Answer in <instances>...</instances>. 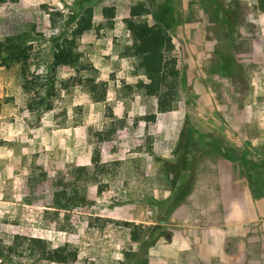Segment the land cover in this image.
<instances>
[{
  "label": "rangeland",
  "instance_id": "374dc122",
  "mask_svg": "<svg viewBox=\"0 0 264 264\" xmlns=\"http://www.w3.org/2000/svg\"><path fill=\"white\" fill-rule=\"evenodd\" d=\"M261 1L0 3V40L27 34L32 47L26 64L0 66V135L7 126L20 127L24 148L31 131L39 141L50 136L49 150L0 159L2 246H13L17 236L43 239L52 248L70 245L78 252L73 264H264V219L251 209L250 197L236 196L253 179L256 191L264 181V171L251 178L243 160L264 161ZM138 5L174 46L178 74L166 113L137 87L147 78L126 51L132 42L125 20ZM106 7L115 9L112 28L105 26ZM86 9L93 10L94 29L77 41L79 62L52 70L56 45L71 37ZM48 77L52 110L37 121L30 107L50 87ZM86 79L106 87L105 102H95L85 83L78 84ZM26 80L34 81L30 92ZM66 159L91 163L78 167ZM167 164L178 165V179ZM224 201L242 206L244 224L221 225ZM0 264L55 263L20 247Z\"/></svg>",
  "mask_w": 264,
  "mask_h": 264
},
{
  "label": "trees",
  "instance_id": "16d2710c",
  "mask_svg": "<svg viewBox=\"0 0 264 264\" xmlns=\"http://www.w3.org/2000/svg\"><path fill=\"white\" fill-rule=\"evenodd\" d=\"M5 0H0L4 3ZM262 10L264 12V0L261 1ZM151 14L144 6H133L130 10L129 17L125 20L127 29L130 33L131 47L126 51L129 56L136 59L137 71L147 78V82L140 81L137 87L142 88L147 96H153L158 99V110L160 113H166L172 110L173 107V88L172 83L177 77V61L173 57L172 52L174 46L172 39L165 28L159 25H151L148 22L147 16ZM103 15L106 18L105 26L112 28L114 25L115 9L106 7L103 10ZM226 22L232 24L233 20L229 13L225 16ZM94 29L93 10L86 9L84 14L78 19L76 27L73 30L71 37L60 38V43L56 45L52 55L51 69L54 70L60 66H74L79 62V55L76 53L77 41L87 32ZM28 35H22L15 38H5L0 40V66L9 68L13 64H26L29 60V51L32 47L26 45ZM227 54V53H226ZM223 55L224 61L230 67L228 55ZM85 83L90 93H94L95 102H105L107 99L106 87L103 84L96 83L93 79L79 80L78 84ZM50 86L44 95H39L38 100L30 111L33 117L40 121L43 115L52 110L50 105V92L54 87L53 78L47 80ZM34 85V81H27L24 87L30 92ZM131 88V86H129ZM150 120H155L152 116ZM184 159L181 162L184 163ZM174 175L178 179L180 168L177 164H167ZM262 169L264 171V161H262ZM87 170V169H83ZM192 179L185 186L184 194L187 196L192 190ZM125 227H134L135 230H140L139 227L132 225L133 223H123ZM136 236V233H133ZM24 247L28 256L36 258L39 261H46L55 264H73L78 259L77 249L70 245H65L59 248H52L49 243L40 238H28L17 236L15 243L11 247H3L0 243V259H10L12 255L17 254L19 248Z\"/></svg>",
  "mask_w": 264,
  "mask_h": 264
},
{
  "label": "crops",
  "instance_id": "0c3cea01",
  "mask_svg": "<svg viewBox=\"0 0 264 264\" xmlns=\"http://www.w3.org/2000/svg\"><path fill=\"white\" fill-rule=\"evenodd\" d=\"M1 112V111H0ZM1 119V118H0ZM12 126V125H11ZM7 128V131L5 130L4 135H0V159H16L17 156L20 159L22 157V154L24 150L28 153H33L36 154L37 152L40 151H45L44 147H46V150H49L50 148V136L45 135L42 137V140L39 141L37 137H34L32 135H35L32 131L30 132L31 135H29L28 140H27V146L24 148L21 145V136L17 138V133L16 131L20 130V127H15V131L8 126L5 127ZM37 131V130H36ZM35 131V132H36ZM44 134H47V132H44ZM72 134V132L70 133ZM32 136V137H30ZM44 139V142H43ZM13 143L12 146L10 143ZM59 144V141L57 142ZM68 144V141L66 142ZM52 160H58V159H52ZM65 160V159H63ZM244 160V169L245 171L253 178L257 170L259 173H263L262 169V162L258 159H243ZM68 162H76V166L78 167H85L88 166L91 163V159H66ZM263 188L259 191L255 190V185H254V179H253V184L248 188V190L241 191L236 193V196L241 197L242 199L246 197H250V205L251 209L255 211L259 215V219H264V181H263ZM195 190L193 191V194H195ZM192 194V195H193ZM225 194V193H224ZM244 201V200H243ZM242 206H235L231 208L228 202H223L222 208L224 210V213L222 214V221L221 225L222 226H240L245 223L247 220V216L244 213L241 208ZM252 215H254L252 213Z\"/></svg>",
  "mask_w": 264,
  "mask_h": 264
}]
</instances>
